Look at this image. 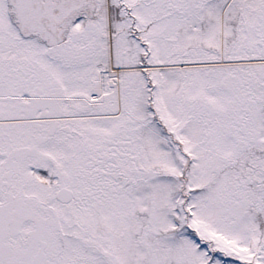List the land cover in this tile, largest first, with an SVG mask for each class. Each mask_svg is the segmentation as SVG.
Masks as SVG:
<instances>
[{"label":"snow or ice","instance_id":"obj_1","mask_svg":"<svg viewBox=\"0 0 264 264\" xmlns=\"http://www.w3.org/2000/svg\"><path fill=\"white\" fill-rule=\"evenodd\" d=\"M0 264H264V0H0Z\"/></svg>","mask_w":264,"mask_h":264}]
</instances>
